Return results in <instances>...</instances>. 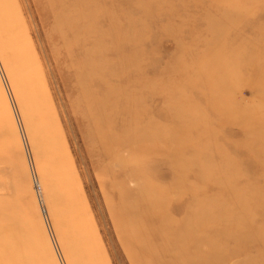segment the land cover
<instances>
[{
	"label": "rangeland",
	"instance_id": "374dc122",
	"mask_svg": "<svg viewBox=\"0 0 264 264\" xmlns=\"http://www.w3.org/2000/svg\"><path fill=\"white\" fill-rule=\"evenodd\" d=\"M0 264H264V0H0Z\"/></svg>",
	"mask_w": 264,
	"mask_h": 264
},
{
	"label": "bare ground",
	"instance_id": "6f19581e",
	"mask_svg": "<svg viewBox=\"0 0 264 264\" xmlns=\"http://www.w3.org/2000/svg\"><path fill=\"white\" fill-rule=\"evenodd\" d=\"M224 82V81H223ZM161 139H163V141H165L164 140V135H162V137H161ZM185 147V146H184ZM186 148V147H185ZM220 149V148H219ZM229 163H231V162H229ZM188 167H186V166H184V167H180V170H181V172H182V170H183V172H185L184 170L185 169H187ZM189 169H190V167H189ZM182 172V173H183ZM183 177H185V176H183ZM182 181V180H181ZM147 185H144V183H142V189H141V191H140V193L141 192H143L144 194H147L149 191L147 190ZM183 187V186H182ZM181 194L180 195H178L177 196V192H176V197H180V198H182L181 197V195H184L183 193H186V192H182V191H179ZM187 192H191V194L193 193V194H196V191L195 190H192V189H188V191ZM168 198H169V196H167L166 194L164 195H161V197H160V199H161V204L163 205L164 203H165V201H167L168 200ZM161 204H159L158 203V207L161 209V210H164V207L161 205ZM154 206L152 205V207H150V205L148 206V208H149V211H151L152 209H154L153 208ZM156 208V207H155ZM195 210H198V209H195ZM198 212V211H197ZM149 215V214H148ZM192 219L190 220V221H188V223L186 222V221H184V219H182V220H180V221H176L175 222V219L174 218H172L171 217V215H168V214H166V219L164 220V222H163V224L164 225H167L165 228H164V230H165V233L163 234V235H161L162 237H165L166 238V231H169V229L171 228V225H174V226H176L177 227V229H179V230H181V229H183V230H185V227H186V223L188 224L187 225V228L189 229V232L187 233V234H185V236L187 237H193L192 236V233H198L199 235H200V233H199V231L196 229L195 230V227L197 228V227H199V226H202L201 224V221L199 220V214H196V212L195 211H193L192 212ZM150 216V215H149ZM148 221H149V219H147ZM132 223V222H131ZM139 226V228L140 229H142V227H144V228H146V224H145V222H142L141 224H139L138 225ZM135 227V226H134ZM137 231L139 230L138 229V227H137V229H136ZM195 230V231H194ZM142 231V230H141ZM143 232V231H142ZM140 234H142L141 232H140ZM135 237L136 238H138V233H136L135 234ZM192 240V239H191ZM194 244H196V243H194ZM148 250L151 252V248L148 246ZM152 253V252H151ZM199 253V255H200V257L201 258H204V256H202L203 255V253L201 252V251H199L198 252Z\"/></svg>",
	"mask_w": 264,
	"mask_h": 264
}]
</instances>
